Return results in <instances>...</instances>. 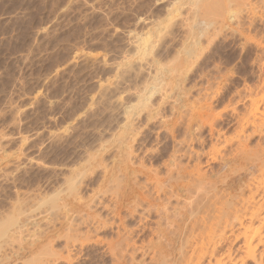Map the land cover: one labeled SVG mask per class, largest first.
Wrapping results in <instances>:
<instances>
[{
  "label": "rangeland",
  "instance_id": "374dc122",
  "mask_svg": "<svg viewBox=\"0 0 264 264\" xmlns=\"http://www.w3.org/2000/svg\"><path fill=\"white\" fill-rule=\"evenodd\" d=\"M169 4L170 0H0V215L16 205L25 209L21 229L2 242L0 264H36L32 254L46 245L60 257L53 264H65L63 236L69 219L60 214L62 220L55 212L75 208L73 216L90 211L101 217L106 209L94 203L109 193L108 184L129 175L128 146L148 167L166 157L161 149L170 147V141L167 132L158 129V117H177L200 93L213 88L218 75L221 86L212 106L221 112L241 86L257 79L255 57L264 34V0H252L249 6L241 3L239 10L234 8L236 14L228 12L223 23L214 24L219 27L210 24L213 30L205 22L211 20L212 11L203 18L204 8L193 11L194 6L185 5L167 16ZM205 27L207 36L201 32ZM230 114L220 117H234ZM71 182L74 191L65 192ZM59 190L62 200L52 201ZM108 193L100 199L110 200ZM77 222L72 225L79 233L89 228L94 232L91 239L101 243L91 242L84 250L77 244L79 256L72 253V264H109L110 255L100 251L115 238L113 227L107 226L111 220L97 230ZM144 233L141 237L148 235ZM139 256L136 252L131 262L142 259Z\"/></svg>",
  "mask_w": 264,
  "mask_h": 264
},
{
  "label": "bare ground",
  "instance_id": "6f19581e",
  "mask_svg": "<svg viewBox=\"0 0 264 264\" xmlns=\"http://www.w3.org/2000/svg\"><path fill=\"white\" fill-rule=\"evenodd\" d=\"M214 1L213 3L212 0H174L173 2L170 0L169 7H171L172 4V9L167 13V16L174 14V11H177L181 6L185 8L189 5V8L192 5L195 7L193 11L201 7L205 10V16H201L205 18L209 15L210 18H207L211 19L205 21L207 25L208 22H210L208 26L210 27V24L214 25L218 23L219 25L223 23L224 14L228 12V14H236L237 12L235 9L237 10L238 8L239 10L238 6L241 3V5H243V3L248 5V3L250 4V2H252V0H242L243 2L239 0L240 3L235 0V3L238 4L239 2V4L237 5L232 2V4H235L233 7L229 1ZM189 10L192 11L191 9ZM202 12L204 11L202 10ZM207 12L213 14L212 17ZM176 14L179 15L180 13L178 14L176 12ZM172 16L169 17L168 20H170ZM212 25L210 28L213 30ZM214 26L216 27L217 25ZM243 28L244 27L241 29ZM201 32H205L206 36L210 33H207L208 31L206 32V27L204 31ZM215 33L216 32H213V34ZM243 33L245 34V32ZM242 37L244 39V36ZM261 38L260 42H256L258 47V52L255 57L257 63L256 67L258 69L257 79L253 84H244L241 86L242 88L240 90L237 89L238 91L235 94L236 98L235 96L228 98L229 100L226 101L221 112H214V106H212L219 92L218 89L221 86V80H219L220 76L218 75L219 79L212 80L214 81L213 84L210 82L213 88L210 90L206 89V91L204 90L200 93L197 99L193 102L191 101L192 104L190 106L188 105L189 107L185 103L188 108L183 106L185 108L183 109L184 112L179 113L180 111H177L179 113L177 117H158L157 120L158 123H160L159 127H157L159 130L161 128L167 132L170 147L166 150L160 148L161 151H165L166 157H160L161 160L159 164H155L156 167H154V165L151 166V164L149 167L146 166V163H144L142 159L143 157L138 158L136 155L134 156V148L132 147L133 149L131 150V146L127 145L128 149H130L127 151V159L129 160L128 165L130 166L129 175L126 177L123 175L119 176L120 178L124 177L123 180H125V183L123 185L120 184L122 180L117 178V182L115 180L112 186L108 184L109 188H107V186L105 187L107 190L101 188L104 192L106 190L109 191V193L105 192L102 196H99L103 197L104 194L108 193L110 194V200L104 201L100 199V197L99 199L102 201L97 198L98 200L94 203H98V206L101 204V209H106L105 214L102 216H105L104 218L109 216L108 219L102 220L103 217H100L101 214L97 212H95V214L97 213L96 215H94V213L90 215V211L89 213L86 212L87 214L84 213L85 215L78 214L73 216V211L75 210L76 212L75 208L73 211L71 208L69 211H65L66 209H64V211L55 212L58 214H56V216L59 217L60 214H62L69 219V226L64 233L65 236H63L65 238L64 244L66 254L64 253L65 255L62 259L66 262L65 264H72L73 257L76 255L79 256L77 254L79 249L86 245L88 246L91 242L97 243L99 241L95 238H93L94 240L91 239L93 236H91L90 233L94 232L93 230L90 232L89 228L88 231L85 230L86 232L82 231V233H79V230H76L72 225L73 220H79L77 224L82 223L83 225V223H87L86 225L88 226L90 224L92 229L96 230L99 228V225L101 226L105 224L106 221L111 220L110 223L108 222L109 224L107 226L111 225L113 227V229H111L114 230L113 237L115 238H113L111 242L108 241L110 243H107V245L105 244L104 248L101 247L102 250L100 251L101 253L103 252L110 255L111 264H121L122 262L124 263L125 260V263H127L128 260L131 262L135 259L134 256L136 252H138L140 255L139 257L142 258L136 261L137 264H264V34ZM217 73L220 74L221 71ZM216 75L217 74H215V76ZM234 93L235 92H233V94ZM140 97L141 92H137V98ZM239 103L243 105V109H239L240 111L238 110ZM228 111L231 112L230 115L234 117H220ZM159 114L162 113L160 112ZM173 114L174 113H172V115ZM230 127H232L231 130L229 129ZM88 157H91V155ZM103 179L105 180V178ZM33 185L35 184L33 183ZM65 188L66 189H63L65 192H73L75 189L74 182H71ZM60 191L62 190H59L56 194H52L51 192L53 196L51 195L52 198H50L51 196L49 198L52 199V201L61 199L59 195ZM99 191L98 193L101 194V191ZM71 195L70 193V196ZM30 199L31 198H29V200ZM43 200L42 202H44ZM93 200L95 201V199ZM107 202L109 204H107ZM15 204L19 205V202ZM16 206H9L10 209L13 208V210H9L8 213L5 211L4 216L0 215V247L2 242L12 235L11 233L15 235L19 228L21 229V218L23 214L25 215V209H23L21 205H19L20 207ZM37 206L40 207L39 205ZM59 218L62 219L61 217ZM51 222L53 223V221ZM76 227H78V225H76ZM145 231L148 232L146 237L143 236L146 239L141 237ZM147 232L145 233L147 234ZM99 242L97 244H99ZM77 244L79 245L78 247H80L78 250ZM3 245L6 246V244ZM115 245L118 246V250H116L117 246ZM47 246L48 245L43 248L39 247V253L32 254V256H35L32 257L31 262L34 260L36 264H53L60 259V257H55L56 254L54 250ZM72 253H75V256L72 257ZM145 255L148 258L146 260L147 262H145V258L143 257ZM1 259H3V261L5 260L4 258ZM133 262L131 263L133 264ZM136 262L134 263L136 264Z\"/></svg>",
  "mask_w": 264,
  "mask_h": 264
}]
</instances>
